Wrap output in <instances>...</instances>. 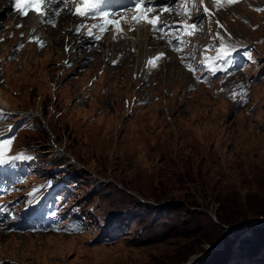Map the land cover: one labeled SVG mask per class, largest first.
<instances>
[{"label": "rangeland", "instance_id": "obj_1", "mask_svg": "<svg viewBox=\"0 0 264 264\" xmlns=\"http://www.w3.org/2000/svg\"><path fill=\"white\" fill-rule=\"evenodd\" d=\"M0 2L6 160L31 157L39 171L30 179L35 186L50 161L60 160L78 173L80 192L73 197L89 202L93 221L128 215L127 234L108 245L92 243L94 233L0 232L1 264H264V80L249 90L251 108L231 103L224 82L198 84L162 41L134 45L138 28L122 39L125 25L116 44L131 39L132 49L120 45L109 54L107 44L103 54L94 47L110 34L109 23L97 28L87 51L54 43L65 30L42 19L50 31L38 35L45 46L37 51L26 22L40 14L32 10L27 19L11 12V0ZM65 4L75 14V0ZM217 9L224 32L256 40L264 61V0ZM13 14L18 24L8 25ZM61 21L83 45L82 28L91 22ZM162 49L167 57L153 67L148 61Z\"/></svg>", "mask_w": 264, "mask_h": 264}, {"label": "clouds", "instance_id": "obj_2", "mask_svg": "<svg viewBox=\"0 0 264 264\" xmlns=\"http://www.w3.org/2000/svg\"><path fill=\"white\" fill-rule=\"evenodd\" d=\"M249 1L237 0V2L229 4L227 0H224L226 5L229 6V10L223 6L222 8L230 12L236 8L237 4L246 5ZM149 3V0H143L140 7H146V4L149 5ZM214 3L216 6L211 7L213 9L211 10L207 7L204 0L151 1L152 5L149 6L161 18L158 27H163L166 30V34L154 31L152 35H157L154 37L155 42L159 43V41H162L167 49L166 51H170L177 58L185 73L198 84L211 87L216 82L222 84L224 82L226 86L224 85L223 92L231 103H234V99H237L241 106L251 108L253 103L249 90L253 88L255 82L264 80V61L259 57L256 40L242 39L237 35L224 32L220 26L226 27L225 19L219 16L220 12L217 9L219 3L215 1ZM120 6L108 16L111 18L113 15L119 16L123 10L132 12L136 9L137 2L127 0ZM165 8L168 10L165 11ZM204 8L208 9L207 14L203 11ZM258 8L259 6H253L252 9L256 11ZM73 15H77L76 11ZM211 16L215 18L209 19ZM97 17L100 18L97 13H92L86 16L78 15L77 18H82L83 21H90L89 27L91 28L95 24L92 31H97L98 27L96 26H107L106 23H109L107 16L103 19L95 20ZM193 23L196 24L194 29L190 28ZM149 26L153 29L152 25ZM168 26H172L171 30H169ZM182 27L183 30H181ZM82 30H84V27ZM92 31L88 33H92ZM85 33L87 32H83V34ZM175 49H182V51ZM159 51L163 52L164 58L167 57L163 49ZM160 52L157 53L160 54ZM157 53L152 54L156 57L155 54ZM206 58L208 59L206 60ZM186 65H191L192 68L196 69V72L189 70ZM213 68L215 71L212 70ZM234 94L235 98H233ZM51 165V168H57L59 173L57 180L55 179L57 191L53 194V199L56 202L49 206L50 210L45 207V203L48 200L46 198H32L31 201H27V204L17 203V198H23L25 194L24 190L18 196L21 189H23V185H21L18 187V191H13L12 194H7L0 198V232L18 236L55 234L68 237L94 233L95 237L92 243H103L104 245L112 244L119 237L127 234L126 222L128 217L126 219L123 218L122 222L117 224L116 227H110L109 224H104L99 219L93 221L90 218L91 206H88L89 202H85L83 197H79L80 204L88 207L86 209L84 206L77 204V200L73 197V194L77 195L80 192L78 173L68 166H63L60 160H55ZM49 179L52 180L53 178ZM44 182L45 178L40 183ZM33 209L37 213L45 214L41 218L42 222L39 225L35 224L33 220H27L29 211ZM9 213H17L19 215L16 219H11ZM104 217L108 216L106 215L102 218ZM99 218L101 219V216ZM112 233L117 238L110 242L111 240L109 239Z\"/></svg>", "mask_w": 264, "mask_h": 264}, {"label": "bare ground", "instance_id": "obj_3", "mask_svg": "<svg viewBox=\"0 0 264 264\" xmlns=\"http://www.w3.org/2000/svg\"><path fill=\"white\" fill-rule=\"evenodd\" d=\"M214 1L215 0H204V2L207 5V7L209 9H211V10H213L211 7L216 6ZM75 3L77 5H74V6H77V7L72 8V10L80 7L82 5V0H75ZM219 4H221L227 10H229V6L226 5L224 0H222V2L219 3ZM3 6H7V3H3ZM52 7L56 8V10L52 11ZM70 9H71V6L65 4V0H63L62 2H60V0H54L52 3L48 2V3H46L43 6V10H45L43 15L40 14L39 17H37V18H32L30 20H27L26 29L28 28V29L33 30L34 33L32 34L33 36H31V38H32L31 41H37L36 42L38 44L37 45V51H41V49H40V48H42L41 44H44V42H40L39 40H37L38 39V35L43 33V31L46 32L45 29H47L46 28L47 27L46 24L41 21L42 19L43 20H47V21L54 20V23L56 22V27L57 28L59 27L62 30H65L63 32L64 36L59 34V33L57 35V33H56L57 37H55L53 39L54 43L57 40L58 41H64L65 40L66 44H70L71 43V45H73V47H77V49H81V50L84 49V50H87V51H92L93 50V48L91 47L92 45L90 46V43H92L93 38L99 34L97 31H95V30L92 31L91 27H89L87 29H84L82 32L92 31V34H90L87 37H84V35L82 34L81 37H83L84 44L81 45V42L77 40V35H75L74 33H73L74 35L70 34L68 32V26H65V23H62L61 20L66 21V24H67L73 18H77L78 17V15H73L72 11H71V14H70ZM10 10H11V6H10ZM57 12H58V14H55ZM28 14H27V17H26L27 19L29 18ZM138 14H139V9H138V7H136L135 10H133L132 12H127L126 14H121L119 16L112 17V18L109 17V16H107V17L106 16H102L100 18L97 17L95 20L103 19L104 17H106L107 19H109L108 20L109 23H110V21L118 22L120 24V28L125 25V29L123 30L124 34H123V38L122 39H127V35H130L131 32L134 30V28H138L137 31H136V32L140 31V35L138 34L139 36H137L138 38H136V37L131 38V39H134V45H136L135 42L140 40V41H143V43H147V45L149 47L150 44L157 43V42H155V38H154L155 36L152 35V34H154V31L149 25L144 24V22H139V23L134 22L133 17H135ZM17 15H19V13H17ZM212 17L215 18L214 16H211V17H209V19L212 20ZM15 18H16V16L14 14H13V16L8 17V19H7L8 20V25L9 24H12V25L18 24V21L15 20ZM216 18H218V17H216ZM80 20L83 21L82 18H80ZM62 27H66V29H63ZM77 27H79V25L78 26L77 25L73 26V29H75ZM96 27H99V26H96ZM110 27H111L110 34H107L109 30H106V32L102 33V35L107 34V36L104 37L103 45H102V42L100 41V39H97L96 40V44L97 45L94 48L99 50V51L101 50V48H103V54L106 53V52H104V50L106 49L105 47H106L107 44H108L109 48H112V51L109 52V54H113L115 52V48L117 46H120V45L123 46L124 50H126V48L132 49V48H130V44H129L131 42V39L129 41L128 40H124V41L116 44V42L121 38V36L118 35L117 29H116L114 24L110 23ZM104 28L109 29L107 26H104ZM23 30H24L23 27H21L19 29H15V31H16L15 34L18 35L19 33H22ZM47 30H49V29H47ZM141 30H142V32H141ZM82 32H80V33H82ZM141 33H142V35H141ZM45 36H46L47 39H49L48 35L45 34ZM43 46H45V45H43ZM140 48H141V50H145V47H140ZM133 49H135V48H133ZM158 52H160V51H158ZM135 53H136V56H137L138 55V50L135 49ZM161 53L163 54V52H160V54ZM157 55H159V53L155 54V56H157ZM162 58H164V56ZM137 62H138V60H137ZM137 66L141 67L142 66V61H140L139 65L137 64ZM0 100H1V98H0ZM0 104H2L4 106V104L1 101H0Z\"/></svg>", "mask_w": 264, "mask_h": 264}, {"label": "snow or ice", "instance_id": "obj_4", "mask_svg": "<svg viewBox=\"0 0 264 264\" xmlns=\"http://www.w3.org/2000/svg\"><path fill=\"white\" fill-rule=\"evenodd\" d=\"M15 2H16V6L22 11L23 15H27L29 10H34L37 12V14L43 15L44 14L43 6L46 3L50 2V0H15ZM65 2H66V0H65ZM98 2H99V0H82V7L76 8V10H75L76 14L80 15V16H86V15L91 14L95 10ZM215 2L221 3L222 0H215ZM227 2L229 4H231V3L237 2V0H227ZM141 3H142V0H137V7L139 9V15L133 17L134 22L147 23L149 25H152L153 31H159L162 34H166L165 28L157 26L158 22H159V17L158 16L151 17L150 15H148V13L152 10V8L151 7H148V8L140 7ZM164 10L167 11L168 9L165 8ZM203 11L205 12V14L208 13L207 8H204ZM55 14H58V12ZM105 15H107V14H105ZM110 23L115 25L117 32L122 31V29L120 28V24L118 22L110 21ZM53 26H54V24H53ZM18 27H20V26L18 25ZM168 28H169V30H171L172 26H168ZM190 28H193V29L196 28V24L193 23L190 26ZM181 30H183V27ZM89 34H92V33L90 32ZM169 43H171V41H169ZM41 46H43V45L41 44ZM175 50L182 51V49H175ZM162 56H163V54L161 53V54L157 55L156 57L150 59L148 61V63L150 65H152L153 67H155L156 61L161 59ZM249 57H250V54H249ZM207 59L208 58H206V60ZM186 67L189 70L193 71L194 73L196 72V69L192 68L191 65H186ZM212 70L215 71L214 68ZM245 95H246V93H245ZM233 98H235V94H234ZM3 114H4L3 110H0V115H3ZM0 131H3V130H0ZM4 146H5V141L3 139H0V164L5 162L2 158L3 157L2 149ZM13 159H31V157L21 156V157H16Z\"/></svg>", "mask_w": 264, "mask_h": 264}, {"label": "trees", "instance_id": "obj_5", "mask_svg": "<svg viewBox=\"0 0 264 264\" xmlns=\"http://www.w3.org/2000/svg\"><path fill=\"white\" fill-rule=\"evenodd\" d=\"M262 215L264 216V213Z\"/></svg>", "mask_w": 264, "mask_h": 264}]
</instances>
